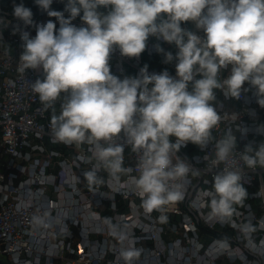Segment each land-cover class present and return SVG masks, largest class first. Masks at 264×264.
Segmentation results:
<instances>
[{
  "label": "built area",
  "instance_id": "built-area-1",
  "mask_svg": "<svg viewBox=\"0 0 264 264\" xmlns=\"http://www.w3.org/2000/svg\"><path fill=\"white\" fill-rule=\"evenodd\" d=\"M20 3L31 9L33 25L14 17L13 7ZM65 4L66 0H53L51 9L63 11ZM49 19L55 21L35 0H0V259L4 264H125L120 255L125 249L140 251L133 264H264V167L249 168L242 159L246 147L264 144V132L258 131L264 126V108L257 103L255 89L245 83L248 91L242 88L239 99L215 90L212 103L220 120L211 130L209 144L201 149L188 142L177 153L191 166L183 199L146 212L133 183L139 175V155L123 134L117 143L124 145L123 167L130 171L114 175L94 155L93 145L54 137L51 118L60 113L65 94L46 107L31 87L36 79H43L42 70L18 71L23 51L20 33L35 36V25ZM73 24L81 26L82 21L77 17ZM157 44L164 52L178 51L175 45L150 36L138 58L123 57L115 48L109 60L111 72L121 79L134 77L147 65L149 74L167 70L176 78L175 63L163 62ZM227 75V70L222 71L221 77ZM228 135L236 136V147L226 160L218 161L216 143ZM222 170L240 172L247 191L224 219L211 214L210 198L203 195ZM89 172L94 179L86 177Z\"/></svg>",
  "mask_w": 264,
  "mask_h": 264
},
{
  "label": "clouds",
  "instance_id": "clouds-1",
  "mask_svg": "<svg viewBox=\"0 0 264 264\" xmlns=\"http://www.w3.org/2000/svg\"><path fill=\"white\" fill-rule=\"evenodd\" d=\"M35 3L55 21L35 25V36L20 33L18 71L42 70L43 79L31 87L46 107L65 94L60 113L51 118L54 137L93 145L94 155L114 175L130 171L123 167L124 145L117 143L123 134L139 155L133 183L146 212L183 199L191 166L177 153L188 142L201 149L209 144L220 120L212 103L215 90L239 99L248 83L264 108V0H66L63 11L51 9L53 0ZM13 15L34 24L23 3L14 5ZM77 17L81 26L73 24ZM189 22L195 30L184 26ZM150 36L177 48L173 55L155 46L165 64L175 63L176 78L167 70L149 74L147 65L134 77L114 75L113 50L138 58ZM224 70L228 75L221 77ZM215 147L217 160H226L236 136ZM242 159L249 168L264 167V144L246 147ZM85 175L94 179L92 172ZM203 195L210 198L211 214L224 219L247 191L240 172L222 170ZM120 255L133 264L140 251L125 249Z\"/></svg>",
  "mask_w": 264,
  "mask_h": 264
},
{
  "label": "trees",
  "instance_id": "trees-1",
  "mask_svg": "<svg viewBox=\"0 0 264 264\" xmlns=\"http://www.w3.org/2000/svg\"><path fill=\"white\" fill-rule=\"evenodd\" d=\"M186 25H187L188 28H191V26L189 25V23L186 24ZM101 179H102V178H101ZM116 204H117V206H118L119 208L121 207L122 203H121L120 199H117ZM0 264H4V262H3L1 259H0Z\"/></svg>",
  "mask_w": 264,
  "mask_h": 264
},
{
  "label": "rangeland",
  "instance_id": "rangeland-1",
  "mask_svg": "<svg viewBox=\"0 0 264 264\" xmlns=\"http://www.w3.org/2000/svg\"><path fill=\"white\" fill-rule=\"evenodd\" d=\"M88 217H89V216L86 215V216H85V220L88 219ZM86 225H87V222H85V225H84V226H86ZM90 230H91V229H87V228H86V232H90Z\"/></svg>",
  "mask_w": 264,
  "mask_h": 264
}]
</instances>
